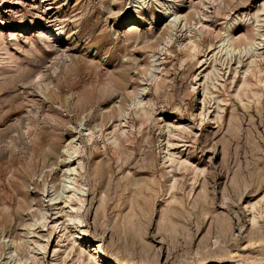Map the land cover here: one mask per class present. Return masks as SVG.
<instances>
[{
  "label": "rangeland",
  "instance_id": "rangeland-1",
  "mask_svg": "<svg viewBox=\"0 0 264 264\" xmlns=\"http://www.w3.org/2000/svg\"><path fill=\"white\" fill-rule=\"evenodd\" d=\"M78 187L118 263L264 264V0H0V264H84Z\"/></svg>",
  "mask_w": 264,
  "mask_h": 264
},
{
  "label": "bare ground",
  "instance_id": "bare-ground-1",
  "mask_svg": "<svg viewBox=\"0 0 264 264\" xmlns=\"http://www.w3.org/2000/svg\"><path fill=\"white\" fill-rule=\"evenodd\" d=\"M135 28L136 27L133 24H131L130 27H129V29H135ZM50 39H52V37L49 38V40ZM71 141H72V139H71ZM200 151L201 152L202 151H205L206 152V151H210V149H207V145H202V146H200L199 152ZM168 157H169L168 160H170V165L173 164V162H174L173 153H168ZM77 159H78L77 160V164L79 165V167H71V170L75 171V173L81 174V169H82L80 167L81 166V160L79 159V157H77ZM63 162H64L63 164L66 165V162L69 163V160H65ZM176 169H179V167L178 168L176 167ZM184 169H187V166H184ZM196 169H197L196 167H192L190 170H192V172L194 173V172H196ZM173 185L174 184L172 183L170 185V188L173 187ZM76 191L77 192H75V196H74L75 201L74 202L73 201L70 202L66 206V207H68V209L67 210H63V212L61 214H59V212L62 209H64L65 206H60L59 209H58V211H57L58 214H56V216H57L56 218L57 219L55 218L56 220L54 222V223H58L60 216L68 217L72 221L73 227H75L74 230H77V231H75L77 233V235L73 236L74 234H72V237L70 238V243H69L70 244V246H69L70 250H74L77 258L78 259L81 258V261L82 260L85 261L84 264H121V263H118V262L114 261L110 257H108V255H106L103 252V250L101 249L100 243H97L96 245L94 243H92V241L94 242V240L92 239V237L88 236V234L85 232V230L83 228L84 225H82V222L80 221V214H81V209H82V203L85 200V196H84V192H83V189L82 188L78 187V189ZM71 198H72V196L69 199H71ZM50 199H51L50 201H52L50 203H53L54 205L55 204H58V202H60V201H57V197L56 196L50 197ZM67 202H69V200ZM179 211H181V210H179ZM165 213H166V215L168 217V220H170V222H175V221L178 220L177 218H178L179 214H176V211L174 212L172 209H168V210L165 211ZM43 215L44 214H42V216ZM44 218H46V217H44ZM60 228L61 227L58 228V226L55 228L54 227V224H53V226L52 225L51 226H48L47 225V233H48L47 235L50 236L51 234L55 233L56 229L59 232L60 231ZM77 240L79 242H77ZM88 243H90V244L87 245ZM91 245H93V247L95 248L94 251H90L89 249H86L87 246H91ZM39 246L42 249L45 248V245H42L41 244ZM53 255H57V253H54Z\"/></svg>",
  "mask_w": 264,
  "mask_h": 264
}]
</instances>
